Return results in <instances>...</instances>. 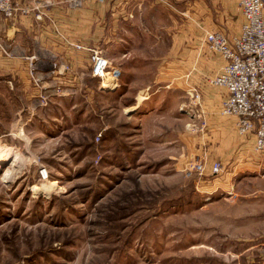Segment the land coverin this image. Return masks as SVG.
Listing matches in <instances>:
<instances>
[{
  "label": "rangeland",
  "instance_id": "obj_1",
  "mask_svg": "<svg viewBox=\"0 0 264 264\" xmlns=\"http://www.w3.org/2000/svg\"><path fill=\"white\" fill-rule=\"evenodd\" d=\"M229 1L228 20L213 21L225 34L239 24ZM127 9L98 40L120 71L112 87L89 62L75 95L11 103L14 128L0 126V139L20 159L0 163V264H236L243 240H264V154L252 133L220 125L231 116L201 81L211 30L200 9Z\"/></svg>",
  "mask_w": 264,
  "mask_h": 264
},
{
  "label": "crops",
  "instance_id": "obj_2",
  "mask_svg": "<svg viewBox=\"0 0 264 264\" xmlns=\"http://www.w3.org/2000/svg\"><path fill=\"white\" fill-rule=\"evenodd\" d=\"M14 1L28 7L30 11L29 14L20 16L16 20H9L0 16V79L2 80L0 84V126L1 128L5 127L7 131L14 128L15 123L13 120L18 113L11 109L13 101L21 99L27 102L28 100L39 105L42 104L41 101L43 103L48 102L50 98L59 100L75 95V91L80 88L82 74H86L89 63L88 52L77 49L75 44L98 48V40L103 38V30L108 36L106 29L108 26H113L115 20H117V15L114 13L115 8L127 7V12H129L130 7L142 6V4L154 8L170 7L176 9L182 7L185 8L184 13L190 14V10L193 12V9L197 7L196 10L200 9L198 15L203 18V28L211 31H220L216 30L218 26L214 22L222 23L228 18V11L231 10L229 0ZM233 2L236 9H238V27L232 34H225L221 31L230 41L239 34L243 21L238 7V0H233ZM131 3L134 5H131ZM213 8L218 11L216 14L212 10ZM236 9L233 13H236ZM38 13L41 14L40 18L35 17ZM128 16L131 15L129 13L122 15L124 19H127ZM211 52L205 50L204 62L201 66V81L205 79L206 83L209 82V77L217 74L224 65L223 57L220 54L217 55L218 53ZM30 63L33 64L34 75L39 78L38 85L31 79L29 73ZM54 63H56V67ZM64 66H68V68L65 70ZM163 67L165 66L160 65L157 71L160 72L164 69ZM157 74L161 76V73ZM190 74L192 75L191 70L187 69L185 76L188 77ZM193 79L190 78V82L192 80L193 83ZM198 79L197 77L196 81ZM6 80L11 81V87L6 83ZM118 81L121 83L118 87L125 84L122 80L120 82V79ZM216 87L219 89V94L222 93V98H224L226 96L225 88ZM222 98L220 100H223ZM31 114L33 115V112ZM21 118L20 115L19 119ZM220 118L223 120V123L220 124L223 125V128H230L229 122L234 127L236 126L234 117L231 116L229 121L226 119L228 117ZM6 130H2L0 135L8 134ZM250 138L254 141L253 134ZM221 165L223 169V164ZM243 242H246L244 247L240 248L238 253H235V263L264 264V240L261 243H251V240H243ZM258 244L260 252L257 257L248 256L254 246Z\"/></svg>",
  "mask_w": 264,
  "mask_h": 264
},
{
  "label": "built area",
  "instance_id": "obj_3",
  "mask_svg": "<svg viewBox=\"0 0 264 264\" xmlns=\"http://www.w3.org/2000/svg\"><path fill=\"white\" fill-rule=\"evenodd\" d=\"M238 4L243 21L237 36L230 41L221 31H207L204 35L207 47L224 59L220 73L209 79V83L225 88L222 114L236 119V129L241 135L252 133L254 150L264 153V0H238ZM29 11L28 7L14 0H0V16L5 19L16 20L29 14ZM35 17L40 18L41 14ZM75 47L89 53L92 76L103 83L110 74L116 83L120 71L110 65L100 49L80 44H75ZM67 68L64 66L65 70ZM29 73L32 81L38 85L39 78L34 75L32 63ZM6 83L12 86L10 80H6ZM192 168L202 174L206 169L205 162L198 161L192 164ZM221 170L220 162L210 164V174H217ZM39 173L42 179L47 178L46 171Z\"/></svg>",
  "mask_w": 264,
  "mask_h": 264
},
{
  "label": "bare ground",
  "instance_id": "obj_4",
  "mask_svg": "<svg viewBox=\"0 0 264 264\" xmlns=\"http://www.w3.org/2000/svg\"><path fill=\"white\" fill-rule=\"evenodd\" d=\"M110 76L111 75L108 74L107 75V78L108 79L103 81V87L105 89L113 86V83L111 81L112 79H111ZM11 151H12V153L9 154V152H11ZM7 158H10V160L12 159V161H16V160L20 159V153L17 152L16 150H14L10 145L5 144V143H3V141H1V147H0V163L3 162ZM55 183L56 182H54L51 185H54ZM35 189H37V187H35ZM42 189L43 190H46L47 187H43Z\"/></svg>",
  "mask_w": 264,
  "mask_h": 264
},
{
  "label": "trees",
  "instance_id": "obj_5",
  "mask_svg": "<svg viewBox=\"0 0 264 264\" xmlns=\"http://www.w3.org/2000/svg\"><path fill=\"white\" fill-rule=\"evenodd\" d=\"M88 56H89V53H88ZM88 60H89V58H88Z\"/></svg>",
  "mask_w": 264,
  "mask_h": 264
}]
</instances>
